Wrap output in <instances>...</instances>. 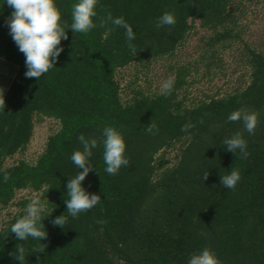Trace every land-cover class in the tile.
<instances>
[{"label":"trees","instance_id":"16d2710c","mask_svg":"<svg viewBox=\"0 0 264 264\" xmlns=\"http://www.w3.org/2000/svg\"><path fill=\"white\" fill-rule=\"evenodd\" d=\"M74 2L55 0L68 39L39 79L25 77L24 54L5 23L12 9L0 2V57L16 66L0 98V175H9L0 181V205L19 189L42 190L49 215L43 218L48 235L42 241H19L10 232L22 213L6 221L0 227V264H19L13 255L17 245L25 249L23 264H187L205 247L220 264H264V53L249 51L250 80L243 89L192 106L176 100L180 76L169 95L138 92L125 102L115 78L130 62L170 54L195 20L214 31V42L229 37L230 0H98L97 26L76 34L67 29ZM108 12L133 27L134 52L123 29L100 24ZM164 12L173 14L175 23L157 28ZM234 110L256 113L253 134L241 121L227 120ZM35 115L58 120V129L34 163L5 166L4 160L29 142ZM150 123L158 129L155 134L146 131ZM105 126L122 134L129 160L114 175L104 171ZM236 132L247 141V158L222 144ZM80 134L97 139L89 159L93 169L82 183L101 201L71 217L64 200L68 179L80 171L70 159L82 150ZM182 139L177 162L156 172L154 154ZM231 168L241 179L234 189L223 188L220 177ZM62 214L64 227L54 225Z\"/></svg>","mask_w":264,"mask_h":264},{"label":"clouds","instance_id":"9594fccd","mask_svg":"<svg viewBox=\"0 0 264 264\" xmlns=\"http://www.w3.org/2000/svg\"><path fill=\"white\" fill-rule=\"evenodd\" d=\"M2 5L11 8L10 15L6 18V26L9 35L24 54L26 78H40L46 74L58 60L63 51L62 40L68 39V32L61 23V13L55 0H0ZM98 0H76L72 4L71 28L74 34L87 33L97 25L93 18L97 17ZM110 23L112 26L124 30L126 43L130 50L135 51V32L131 24L123 16L114 17L108 12L106 17L100 21L101 25ZM174 15L164 12L156 22V27L173 25ZM174 87L173 78L165 80L160 87L162 95H169ZM228 121H241L244 130L250 135L254 133L257 125V115L255 112L234 110L227 116ZM188 125L184 127L186 130ZM146 131L155 134L158 129L154 124H149ZM103 161L106 165L104 171L110 175L116 174L122 166H127L128 158L125 156V141L122 134L113 126H105L102 129ZM82 145V150H75L71 156V161L80 169L79 173L68 179L66 184V196L64 200L67 212L71 217H76L81 212L88 211L101 201V196L96 193H89L83 186V181L88 173L93 169L89 164V159L93 155V149L97 147V139L85 137L80 134L77 137ZM226 150L234 155L239 152L241 158H247V141L240 132H236L222 141ZM205 174L203 179H207ZM241 179L238 169L231 168L227 174L221 175L220 183L223 188L234 189ZM9 175L4 172L0 175V181L7 182ZM47 204L40 199H32L25 207V214L15 220L10 226V232L15 234L19 241H25L29 237L34 240H44L48 233L43 223ZM52 223L64 227L66 217L62 214L56 216ZM15 260L23 264L25 259V249L23 246H16L13 253ZM187 264H220L215 252L205 247L199 252L192 253Z\"/></svg>","mask_w":264,"mask_h":264},{"label":"rangeland","instance_id":"374dc122","mask_svg":"<svg viewBox=\"0 0 264 264\" xmlns=\"http://www.w3.org/2000/svg\"><path fill=\"white\" fill-rule=\"evenodd\" d=\"M229 9L232 14V21L227 24L229 37L214 42V31L201 27L195 20L170 54L119 67L115 78L122 101H127L138 92L159 93L165 80L171 77L175 84L177 76L183 78V83L175 88V97L183 106H192L243 89L250 80L249 51L264 53V0H230ZM15 70V65L0 57V98ZM58 127V120L35 115L29 142L7 157L4 165L18 160L34 163L43 151L48 136ZM184 142V139L176 141L154 154L156 172L177 162ZM32 199H40L47 204L48 196H43L42 190H17L10 202L0 205V227L15 213L24 215L25 207Z\"/></svg>","mask_w":264,"mask_h":264}]
</instances>
